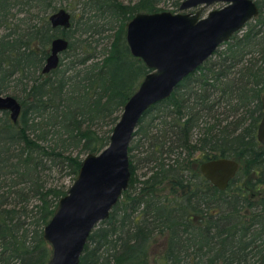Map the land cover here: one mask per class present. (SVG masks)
Returning a JSON list of instances; mask_svg holds the SVG:
<instances>
[{"label": "trees", "instance_id": "obj_1", "mask_svg": "<svg viewBox=\"0 0 264 264\" xmlns=\"http://www.w3.org/2000/svg\"><path fill=\"white\" fill-rule=\"evenodd\" d=\"M53 1L0 0V29L11 6L27 5L29 16L23 34L0 37L1 81L21 78L44 61L54 28L33 7ZM89 1L100 15L60 31L70 37L68 49L58 68L24 91L18 122L0 111V177L16 173L17 182L34 184L39 168L51 163L76 177L79 156L108 144L124 103L148 72L128 50L125 25L138 12L160 11L166 0ZM256 3L258 15L242 31L143 114L128 148V187L90 233L79 264H264V145L256 139L263 115L264 0ZM173 4L178 9L179 2ZM30 133L51 136L53 145H40ZM71 146L79 155L64 153ZM216 157L239 164L224 190L198 169ZM13 186L0 196V264H46L51 250L42 229L66 191L38 187L34 221L26 223V208L5 206L9 197L30 196ZM25 224L31 228L21 238L17 231Z\"/></svg>", "mask_w": 264, "mask_h": 264}, {"label": "water", "instance_id": "obj_2", "mask_svg": "<svg viewBox=\"0 0 264 264\" xmlns=\"http://www.w3.org/2000/svg\"><path fill=\"white\" fill-rule=\"evenodd\" d=\"M213 4L221 6L201 16ZM178 9L182 12H138L127 21L128 50L142 60L148 72L124 103L108 144L98 153L84 156L75 179L43 227L42 238L51 250L46 264H79L90 233L109 217L128 187L131 176L128 148L143 114L170 97L184 78L242 31L259 12L256 0H182ZM70 18L71 14L60 8L49 14L48 20L53 28H69ZM68 44L60 36L51 40L42 74L58 66ZM260 101L263 115L256 138L264 145V91ZM0 111H8L15 122L21 105L15 97L0 94ZM238 168L235 159L216 157L202 161L198 169L212 186L224 190Z\"/></svg>", "mask_w": 264, "mask_h": 264}, {"label": "rangeland", "instance_id": "obj_3", "mask_svg": "<svg viewBox=\"0 0 264 264\" xmlns=\"http://www.w3.org/2000/svg\"><path fill=\"white\" fill-rule=\"evenodd\" d=\"M86 1L87 0H54L52 2L51 7L45 6L43 9H40L39 7H33V8H36L33 11L38 12V15H39L38 17H43L45 15L48 16L49 14H51L52 12H54L57 9L63 8L71 14V16L73 18V21H72L73 26H71V28L74 30L76 27H77V29H79V26L81 27L80 22L85 20V17H91V18L96 19L97 17L95 18L94 16L100 15V11H98V10L97 11H94V10L90 11L88 7L92 4V2L89 1V3H88ZM118 1L123 2V3H130V2L134 3L137 0H118ZM174 1H178L180 4V2L182 0H166L164 2H161L158 5V8L161 9L160 11L165 10V11H171V12H182L179 9H177V7L174 6V4H173ZM95 3H97V0ZM220 6H221L220 4H213V5L209 6L207 9L202 11L201 16L206 15V13L209 10L219 8ZM26 8H28L27 5L18 6V7L17 6H15V7L11 6L10 8H8L9 9L8 14H7L8 21L5 22V25L0 29V37H2L3 35H6V34L7 35L11 34L9 36V38L11 36L17 37L19 34H23L25 32V29H26L25 27L27 26V20L29 19L28 14H26V12H25ZM37 9H38V11H37ZM192 11H194V10H192ZM183 12H185V11H183ZM82 17L84 19H81ZM97 21L100 22V20H97ZM61 30H62V28H57L55 30L53 29V32L55 33V36L53 38L58 37V36L63 37L60 35ZM71 34L73 35L74 32ZM77 34H78V32L75 33V35H77ZM63 38H65V37H63ZM69 38L70 37L65 38V39H67L69 42ZM50 42L48 44L49 45L48 50L50 47ZM106 42H108V40L107 41L105 40L104 43H106ZM101 45H100V47H101ZM68 46H69V44H68ZM64 52H62L60 57H59L60 61L63 58ZM60 61H59L58 66L56 68L59 67ZM43 62L40 64L39 67H31L28 70H26L24 72V74L21 76V78L13 77L8 82L1 81L2 75L0 73V88H2V90L0 91V94L11 95V96L15 97L18 100V102L20 103V100L22 98H24V96H25L24 91L26 89L28 90L30 88V86L32 85V83L34 82V80H36V78L38 76H40V74H42L41 68L44 64ZM46 74H48V73H46ZM21 109H22V107H21ZM20 114H21V111H20ZM20 114L17 118V121H15V122L13 120H11L9 113H8V117L13 124H16L19 120ZM2 116H3V114H2V112H0V117H2ZM43 130H45V129L43 128ZM39 131H38V133H39ZM29 136H30V138H32L36 142H38L40 145H43V146L48 145V144L53 145V143H52L53 140H52L51 136H47L48 139H39V138H37V136L35 134H32V133H30ZM54 142H56V140H54ZM64 153L69 154V155H73V156H76V154L78 153V155H79L78 150L75 149L73 146L66 148L64 150ZM84 156L85 155L83 154V155H80L79 157L81 159H83ZM62 165H61V163H58V164L57 163L56 164L51 163L48 165V167L39 168V170L37 171V173L39 174V179L34 184L32 182L31 183L29 182L27 184L17 182L16 181V173L6 175L4 177H0V196L6 195L8 190H9V187L11 185H14L13 186L14 189L23 188L25 191H28V193L30 195L28 200H26V199L25 200H19V199H13L12 197H9L7 200L8 204H6L5 206L10 207V205L12 204V205H15L16 208L21 209V210H25V208H26L27 215L24 216L23 219L26 220V223H31L32 221H34V217H35V214L37 211L36 207L39 204V200H38L37 196H34V194H35L36 190L38 189V187L39 188H41V187H47V188L48 187H55V188H60L62 190L67 191L68 187L72 184L73 180L75 179V176L68 173V168L66 166H64V165L62 166ZM20 171H23V169H21ZM141 172H142V170H139L138 175ZM9 202H12V203H9ZM29 225L30 224H25L24 226H22V228L18 229L17 232H18L19 237L25 238V235L29 232L27 229L31 228V226H29ZM155 245L156 244H154L153 247ZM158 248H157V246H155L154 250H157ZM157 252H158V250H157ZM152 253L154 254L156 252H152Z\"/></svg>", "mask_w": 264, "mask_h": 264}, {"label": "flooded vegetation", "instance_id": "obj_4", "mask_svg": "<svg viewBox=\"0 0 264 264\" xmlns=\"http://www.w3.org/2000/svg\"><path fill=\"white\" fill-rule=\"evenodd\" d=\"M58 10V9H57ZM195 10V9H194ZM56 11V10H55ZM48 17H49V15L47 16V21H48V23H49V20H48ZM72 21H73V18H72V16H71V18H70V26H69V28L71 27V24H72ZM49 25H50V23H49ZM51 26V25H50ZM52 27V26H51ZM53 28V27H52ZM57 28H62V27H55L54 29H57ZM69 28H62V29H69ZM49 49H50V47H49ZM66 51V50H65ZM48 54H49V50H48ZM48 54H47V56H48ZM46 56V57H47ZM46 57H45V59H46ZM45 59H44V62H45ZM43 62V63H44ZM46 74V73H45ZM42 75H44V74H42ZM21 105V104H20ZM263 110V109H262ZM8 112V111H7ZM257 139V138H256Z\"/></svg>", "mask_w": 264, "mask_h": 264}]
</instances>
